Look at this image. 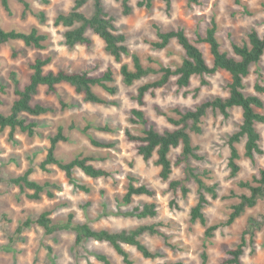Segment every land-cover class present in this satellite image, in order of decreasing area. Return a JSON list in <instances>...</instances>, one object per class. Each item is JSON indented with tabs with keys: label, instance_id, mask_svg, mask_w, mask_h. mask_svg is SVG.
Instances as JSON below:
<instances>
[{
	"label": "rangeland",
	"instance_id": "rangeland-1",
	"mask_svg": "<svg viewBox=\"0 0 264 264\" xmlns=\"http://www.w3.org/2000/svg\"><path fill=\"white\" fill-rule=\"evenodd\" d=\"M27 1L34 13H25L21 3L11 0L12 15L4 10L0 1L2 27L7 31L24 32L37 27L49 39L43 50L27 47L22 41H13L0 47V88H5L1 93L4 105L0 109L9 113L16 97L15 91L29 83L32 74L30 64L38 57L52 58L47 71L63 69L98 76L111 68L115 73L118 92L110 95L96 87L94 91L111 102L102 105L86 102L84 96L76 93L68 84L60 85L56 93H49L47 87L42 86L34 103L51 107L55 111L39 117L27 115L28 122L38 123L37 134L30 137L18 130L12 140L10 129L0 130V264H104L98 259L100 255L107 256L113 264H125L108 243L86 241L76 246V235L72 230L47 234L37 224L22 226L28 219L35 220L45 211L50 212L55 225L65 223L72 214L75 223H88L98 230L122 231L153 223H166L170 226L162 228L168 234V242L157 235L145 234L142 238L151 250L161 252L163 258L146 259L135 247L125 246L134 264H162L165 261L204 264V244L207 245L206 264H224V260L229 257L228 250L240 243L245 232L248 245L242 264H264V200L259 201L256 207L247 209L232 226H223L232 212V206L239 202L238 198L232 197V193H243L237 186L238 182L251 180L259 174L260 169H264V154L256 155L254 161L244 156L246 139H243L237 146L242 156L241 172L236 178L231 176L228 143L242 123L243 112L240 108L231 109L229 117L218 110L208 111L203 119V133L191 134L193 145L200 148L198 154L202 159L192 158L189 162L178 164L182 146L172 150L171 180L184 181L189 188L187 196L181 190L173 192L169 188V181L159 177L160 167L155 163L156 155L146 162L138 154L137 145L129 142L125 136L126 129L133 134H142L146 128L131 123L133 109L143 110L149 121L148 126H153L161 133L176 129L169 118L179 119V112L194 110L201 103L216 97H228L230 74L219 70L212 75L196 76L187 88L178 87L176 78H172L164 88L149 93L145 105L139 107L133 99L138 88L154 81L158 75H150L133 86L124 85L120 75L121 64L106 52L103 40L93 31L88 32L93 40L91 46L77 45L69 48L65 44L67 28L56 25L55 19L61 13L71 11L76 0H49V4L43 0ZM140 1L130 0L133 10L129 15L123 14L120 0H103V4L109 16L114 18L117 32L125 34L128 47L140 56L146 67L159 68L163 65L175 68L184 57V50L176 40H172L168 48L163 50L153 47L152 43L158 40L155 25L164 31L184 29L192 42L201 49L210 66H213L210 48L208 44L199 42V36H205L213 20L218 27L222 49L231 56H235L232 44L245 43L251 31L255 30L264 36V0H198V3L172 0L170 10L165 0H153L151 9L139 8L137 4ZM83 10L92 15L93 4H87ZM41 11L46 14L44 22L35 15ZM123 63L133 67L131 57L125 56ZM203 81L207 85H202ZM257 83L264 85V56L260 63L251 67L244 88L247 95L259 96L264 101V95L255 90ZM259 112L264 115V109ZM60 126L64 127V134L69 138L68 142H61L58 146L56 153L60 160L69 162L80 155L91 156L95 158V166L108 170L112 176L93 179L76 169L74 183L54 165H50L48 171L42 170L40 165L46 158L50 138ZM100 126H109L113 131H99L97 127ZM87 127L88 133H84ZM256 127L261 134L264 150V123ZM90 136L101 142L115 143L116 146L110 149L95 147ZM187 164L198 173L209 171L207 183L218 184L220 197L217 200L209 197L211 203L205 213L209 225L222 226L209 241L204 238L205 227L199 222L190 221L191 209L198 202V189L193 180L186 178ZM28 169L33 170L31 179L60 186V190L51 188L54 198L43 195L42 200H30L11 183V178ZM130 177L136 179L137 185L147 184L154 189L155 197H135L132 204L125 205L122 198L127 192ZM77 184L85 185L91 191L85 192ZM147 203H155L158 214L154 218L139 219L135 208H141ZM251 232L255 233L253 241Z\"/></svg>",
	"mask_w": 264,
	"mask_h": 264
},
{
	"label": "trees",
	"instance_id": "trees-1",
	"mask_svg": "<svg viewBox=\"0 0 264 264\" xmlns=\"http://www.w3.org/2000/svg\"><path fill=\"white\" fill-rule=\"evenodd\" d=\"M4 10L12 15L11 0H0ZM24 6L25 13L32 11L31 5L27 0H15ZM45 4H49V0H43ZM123 8V14L129 15L132 13L130 0H120ZM167 9H171L172 0H165ZM189 3H198V0H186ZM93 4V13L88 15L84 12V7ZM139 8L151 9L153 0H141L138 2ZM40 21H46V14L41 11L35 14ZM114 18L109 16L103 4V0H76L74 7L68 13H61L55 19L56 25H61L67 28L65 36V44L69 48H75L77 45L91 46L93 40L89 37V30L98 35L105 44V50L114 60L121 64L120 75L122 82L126 86H133L137 81H140L150 75H158L159 77L152 82H147L140 86L137 90L134 101L139 107L145 105V98L150 93L167 86L172 78H176V84L180 88H187L191 85L194 77L204 75H212L219 70L228 72L231 76L229 84L228 97H216L212 100L201 103L194 110H189L185 113L179 111L180 118H169L177 128L167 130L163 133L157 131L153 126H148L149 121L143 110L133 109L131 111V123L134 125H143L146 128L142 134H133L129 129L125 130L126 139L137 145L138 154L147 162L155 155L157 159L156 165L160 167L159 177L163 181H169V188L173 192L181 190L184 196L189 193V188L182 180H171L173 173V163L170 158L173 149L182 146L181 158L178 164L189 162L190 159H202L198 154L200 148L193 145L191 134L200 135L203 133L204 117L209 110H218L225 117H229V111L233 108L242 110V123L239 130L234 133L229 139V167L231 176L238 177L241 172L240 160L242 156L238 150V144L246 139L244 156L254 161L256 155H263L264 150L261 146V134L257 130L256 125L264 123V115L259 110L264 109V101L256 95H247L244 92L245 78L250 74V69L253 65L261 62L264 56V36H261L257 31L253 30L248 34V40L245 43H233L232 48L235 56L229 55L228 52L222 49L221 42L218 38V27L215 20L207 28L205 36H199V42L208 44L210 53L213 58V66H210L204 57L201 49L187 36L184 29H173L164 31L157 25L154 27L157 30L158 40L152 45L158 50L168 48L172 40H176L184 50L182 62L175 68L160 65L159 68L146 67L140 56L133 53L127 45V37L125 34L118 33L114 24ZM49 37L39 31L37 27L31 29L30 32L18 30H5L1 25L0 19V47L13 41H22L27 47H33L43 50L46 48V43ZM131 57L133 67L127 63H123L124 57ZM51 57H38L30 64L32 74L30 81L23 89L18 88L15 91V99L11 105L9 113H4L0 109V130L10 129V139H14L16 131L27 133L30 137L37 134V122H28L27 115L39 117L55 111L51 107L34 103L35 97L39 94L42 86L47 87L49 93H56L58 87L62 84H68L74 88L76 93L82 94L86 102L94 104L109 105L111 102L101 95L97 94L94 89L102 88L110 95H115L118 92V87L115 85V73L109 68L98 76L89 75L87 72H68L60 69L57 72L47 71V67L51 64ZM16 74H13L15 76ZM19 84L18 80H15ZM202 85H207L205 81ZM255 90L259 94L264 95V85L257 83ZM5 88H0V108L4 105L1 93ZM99 131H113L109 126L97 127ZM88 127L84 133H88ZM91 143L99 148H114L115 143L101 142L89 137ZM69 138L64 134V127L60 126L57 133L50 138V147L48 148L45 160L40 167L44 171L49 170L50 165H54L62 170L66 177L75 182L74 171L81 170L86 176L99 179L109 178L112 173L108 170L94 165L95 158L91 156L80 155L69 162H64L57 157V149L61 142H68ZM33 173L32 169H28L23 174L11 178V183L18 187L22 193L30 200L39 201L43 199V195L49 198H54L55 194L51 188L55 187L60 190L57 184L50 182L40 183L30 178ZM185 174L188 180H193L198 189V202L191 209V223L199 222L205 227L204 238L206 241L215 237L216 231L222 226L221 224H208V219L205 209L210 205V198L217 200L220 196L218 193V184H209L207 179L210 178V172H196V169L187 164ZM186 179V180H187ZM136 179L130 177V182L127 192L122 198L125 205H130L135 197L148 196L155 197L156 192L147 184L137 185ZM77 186L85 192H90V188L85 185L77 184ZM239 189L242 194L232 193V197L238 198L239 202L232 206L226 223L223 226H232L247 209L257 206L259 201L264 200V169L259 170V174L253 176L251 180H241L238 182ZM135 213L139 219L154 218L157 216V207L155 203H147L143 207L135 208ZM74 216L71 214L68 220L60 225H55L50 212H43L35 220L28 219L23 223V227H29L37 224L44 228L47 234H52L58 230H72L75 237V245L80 246L86 241H96L108 243L114 250L123 258L125 264H134L129 251L125 248L126 245L135 247L146 259L156 260L163 258V254L159 251H153L143 241V236L149 234L152 236H161L167 242L168 234L162 228L170 227L166 223H153L139 225L135 228L110 231L108 229H94L88 223H75ZM170 224V223H169ZM253 226V224H250ZM246 232L243 233L240 243L231 250H228V258L224 260V264H242V257L245 253V248L248 245ZM255 233L251 232V240H254ZM202 259L206 264L208 260L207 245L203 246ZM98 259L104 264H113L111 260L100 255ZM162 264H185L183 261L168 262Z\"/></svg>",
	"mask_w": 264,
	"mask_h": 264
}]
</instances>
